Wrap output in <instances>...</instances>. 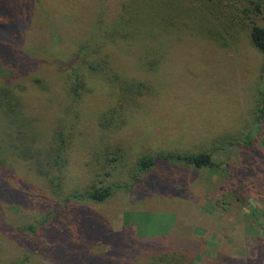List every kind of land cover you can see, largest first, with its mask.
<instances>
[{"label":"rangeland","instance_id":"rangeland-1","mask_svg":"<svg viewBox=\"0 0 264 264\" xmlns=\"http://www.w3.org/2000/svg\"><path fill=\"white\" fill-rule=\"evenodd\" d=\"M251 1L264 26V0H0V83L36 118L37 149L71 132L56 188L4 151L12 129L0 113V264H264V58L248 37ZM233 17L243 22L232 29ZM120 106L123 123L105 128ZM198 151L229 167L138 169L143 155ZM94 183L111 196L72 197Z\"/></svg>","mask_w":264,"mask_h":264},{"label":"trees","instance_id":"trees-1","mask_svg":"<svg viewBox=\"0 0 264 264\" xmlns=\"http://www.w3.org/2000/svg\"><path fill=\"white\" fill-rule=\"evenodd\" d=\"M250 4H254L253 9L245 8L243 13L245 14V19H248L247 27H248V37L250 43L253 47L261 54L264 58V26L258 24L253 18L252 15H255L256 12L260 13L261 8H259V3L249 2ZM243 19L240 22H237V19L233 17L231 19V27L236 28V25H241ZM103 21L97 20V27L95 29V36H98V29L101 25H103ZM245 27V25H242ZM110 29H114L111 27ZM227 31V30H226ZM93 34V35H94ZM230 39H233L232 32L229 31ZM93 37V36H92ZM90 40V39H89ZM86 43H88V41ZM84 43L79 49L77 53V59L75 60V64H79L78 57L82 58V55L85 53L87 49V44ZM86 61H90L88 58L82 60V64L86 63ZM88 66L93 74H99L98 65L92 64V61L89 62ZM77 65L70 68V73L75 75V83L73 85L74 94H77V89L81 87L82 81L84 79V73L78 71ZM69 70V68H68ZM67 70V71H68ZM262 71L264 72V64L262 67ZM80 75V76H79ZM40 87L42 90H48V86L45 84H41ZM15 86H9L5 83H0V113L4 115V118L7 120L8 125L11 127L12 132H8L5 136L12 137V141H7L6 149L4 151L10 150L11 153L15 154L19 159H23L25 162L31 165V168L37 173L39 176H43L53 187H59L61 183V179L64 176L65 166L67 162L68 151L70 147V138L66 134H71L69 131H55L50 139V142L47 144L46 148L37 149V146L34 145L36 141V131L33 128L34 122L36 121L35 117H30L27 113L26 107H23L22 101L19 98V92H15ZM131 90V89H129ZM138 92H141L140 87L136 88ZM22 92V91H21ZM263 94L262 103H264V91L261 92ZM22 96V95H21ZM264 109V106H262ZM263 109H261V114H263ZM122 110V106L119 108H112L103 114V123L102 125L105 128L120 126V122H116L115 119L122 118L121 124L124 121V116L120 113ZM115 118L113 120V118ZM1 148V146H0ZM7 159V158H4ZM156 159H166L172 160L174 162L184 163L193 168H217L220 167H229V165L221 166L220 164L215 163L212 160L211 153L207 151H198L193 153H160L157 156L151 155H143L138 159V169L141 171L150 170L156 162ZM108 173V172H107ZM112 186L111 185H96L91 184L88 189L84 191L81 195L72 194V197L84 199L92 202H104L107 198H109L112 194ZM34 241H38L37 237H34ZM41 246L39 245L38 249L35 250V254L39 253ZM170 258L166 255L160 256V258L154 257L155 261H163L165 258ZM173 258V257H172ZM174 259V258H173ZM32 259L23 257L21 260L11 264H23V263H33ZM154 263V262H153Z\"/></svg>","mask_w":264,"mask_h":264}]
</instances>
